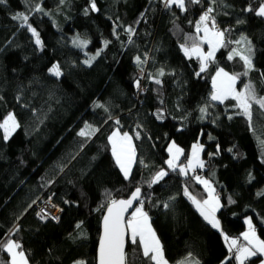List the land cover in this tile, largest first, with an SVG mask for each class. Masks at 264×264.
<instances>
[{"label": "trees", "instance_id": "1", "mask_svg": "<svg viewBox=\"0 0 264 264\" xmlns=\"http://www.w3.org/2000/svg\"><path fill=\"white\" fill-rule=\"evenodd\" d=\"M260 5L264 0H184L182 7L165 0H0V122L10 111L17 121L8 138L0 135V264H10L3 248L10 239L29 264H95L105 208L136 189L168 264H236L233 256L225 260V241L242 245L247 221L264 242ZM202 16L223 34L205 69L182 52L203 45ZM76 36L87 39L85 48L72 46ZM216 68L234 75L249 114L236 97L211 100ZM114 130L133 138L128 178L112 157ZM196 142L203 166L183 175L179 165ZM170 143L181 151L173 169ZM200 176L219 196L220 230L191 199L206 197ZM49 192L62 209L57 223L35 216L34 203ZM125 259L155 264L139 239L128 238Z\"/></svg>", "mask_w": 264, "mask_h": 264}, {"label": "rangeland", "instance_id": "2", "mask_svg": "<svg viewBox=\"0 0 264 264\" xmlns=\"http://www.w3.org/2000/svg\"><path fill=\"white\" fill-rule=\"evenodd\" d=\"M257 14L264 17V5H260L257 10ZM197 28L200 32L199 37L200 40L206 44V47H204L202 44L195 45L193 47L195 48V52L191 51L192 54H194L195 58H198L201 62L202 69H205L208 67L209 63L213 60L216 51L218 50L219 46L221 45V41L223 39L222 32L218 31L216 28H213L206 24V17L202 16V18L199 20L197 24ZM30 33L32 34L34 41L36 45L41 48V41L36 33V31L29 26ZM201 42V43H202ZM71 44L74 47L83 49L87 46L88 41L86 38H83L81 36L72 37ZM192 48V47H191ZM58 69L56 66H53L51 68V73H58ZM211 87H212V93H211V100L214 102H222L228 97H236L239 100L240 106L245 110V114H249L248 110V103L244 100V97L239 93L238 90H236V78L231 73L227 72L226 70L222 68H216L212 77H211ZM16 123V119L13 115V113L10 111L2 121L0 122V135H2L4 138H7L11 134L12 126ZM117 131V130H115ZM120 133V132H119ZM118 135V134H117ZM112 139V136H111ZM117 141H113L112 145H116L114 148L112 146V151L116 160L117 165L119 168L123 171L125 174V178H128L132 169V166L134 164V148H133V138L132 135L129 132L120 133V135L116 138ZM113 140V139H112ZM169 149V158L167 160V165L169 168H176L177 162L180 158V149L177 148L174 144ZM203 166V160H202V146L199 142H196L192 145L189 158L186 162V164L179 165L180 171L183 175L187 174L188 170L192 173L195 172L196 169ZM126 170H130L128 173H126ZM121 172V171H120ZM198 180L200 182H203L206 186L205 192L206 197L203 199L204 205L211 210L214 208V202L220 203L219 196L215 194V189L211 183L204 178L203 176L198 177ZM197 201V200H195ZM200 202V200H198ZM141 206H136L135 209L132 211L130 216L134 215L136 213V209L140 208ZM217 212V211H216ZM129 216V217H130ZM128 217V218H129ZM132 219L129 218L127 220L128 228L130 235L133 236L134 233L137 232H147L146 228L144 226H140L138 224H132ZM150 228L152 227L149 223ZM151 230L154 232L153 228ZM155 234V233H154ZM139 235V234H137ZM231 239V238H230ZM231 241V240H230ZM160 255H162V251L156 250L153 253V261H157L160 258ZM164 259V257H163ZM165 260V259H164ZM166 261V260H165ZM11 264H29L26 257L23 256L21 253L19 257H15L13 262Z\"/></svg>", "mask_w": 264, "mask_h": 264}, {"label": "crops", "instance_id": "3", "mask_svg": "<svg viewBox=\"0 0 264 264\" xmlns=\"http://www.w3.org/2000/svg\"><path fill=\"white\" fill-rule=\"evenodd\" d=\"M170 4H174L178 7H182L184 0H165ZM200 40V37H199ZM200 42H202L200 40ZM203 43V42H202ZM204 46L206 47V44L203 43ZM195 48L197 47H192V48H182V52L184 53V55L187 58H195L194 54H192L191 51L195 52ZM58 73H53L56 77L60 76V72L57 71ZM8 114V112L5 114V116ZM17 128V121L16 123L12 126V130H11V134L16 130ZM125 132H128V130H126ZM124 132V133H125ZM10 134V135H11ZM118 134V135H117ZM9 135V136H10ZM120 135L119 131H113L110 136H109V143L111 146V153H112V157L116 163L113 151H112V146L113 148L116 145H112L113 141H117L118 139H116L118 136ZM8 136V137H9ZM112 136V139H111ZM7 137V138H8ZM173 145L170 143L168 146V154H169V149L172 147ZM175 149V146L173 147ZM117 165V163H116ZM118 166V165H117ZM119 168V166H118ZM202 168V167H200ZM120 169V168H119ZM180 169V167H179ZM122 175L124 177L125 174L123 173V171L120 169ZM130 170H126V173H128ZM189 173H191L188 170ZM198 180V179H197ZM198 182H200L198 180ZM200 184L206 188V186L204 185L203 182H200ZM212 185V184H211ZM204 188V189H205ZM191 196V195H189ZM195 208L198 210V212L204 217V219L209 222L214 228L220 230V222L216 216V211L219 209L220 207V203L218 201V203L214 202V208H212L211 210H209L203 203V201H198L197 199H194L193 197H191ZM197 200V201H195ZM136 213H134V215L130 216L129 218L132 219V224H138L140 226H144V228H146L147 232H137L134 233L133 236L130 235L129 232V228H128V224H127V220H129V218H127L126 220V224H127V228H128V235H129V239L130 240H135V239H139L141 245L143 246L144 250L146 253L150 254L151 257L153 258V253L156 250H159L161 252V246H160V241L157 238L156 234H154L155 232H153L149 226V218L146 214V211L140 207L137 208ZM139 234V235H137ZM242 240L244 241V243L242 245H239V240L237 238H229L225 241V246L226 249L228 250L229 254L227 255L225 260H229L232 258V256L234 257L235 263L236 264H245L247 260H249L250 258L254 257L255 255H262L264 257V242L260 239V237L258 236V234L256 233V229L253 227L252 223L250 221L246 222V229L243 231L242 235ZM231 240V241H230ZM242 243V242H241ZM3 248L5 249V251L8 253V255L10 256V264L13 262L15 257H19L20 254L22 253L23 256L24 253L22 251L19 250L18 248V244L13 241V240H7L4 245ZM235 252V253H234ZM155 264H168L162 257V255H160V258L155 261ZM178 264H198V261L196 259L193 258H188L183 260L182 262L178 263ZM256 264H264V260H261L260 262L256 263Z\"/></svg>", "mask_w": 264, "mask_h": 264}, {"label": "water", "instance_id": "4", "mask_svg": "<svg viewBox=\"0 0 264 264\" xmlns=\"http://www.w3.org/2000/svg\"><path fill=\"white\" fill-rule=\"evenodd\" d=\"M139 200L136 189L127 198L116 199L107 205L100 218L95 264H126L129 238L126 220Z\"/></svg>", "mask_w": 264, "mask_h": 264}, {"label": "built area", "instance_id": "5", "mask_svg": "<svg viewBox=\"0 0 264 264\" xmlns=\"http://www.w3.org/2000/svg\"><path fill=\"white\" fill-rule=\"evenodd\" d=\"M138 76L142 80L144 72L138 71ZM34 208L37 219L49 220L53 223H57L61 217L62 209L55 203L53 193L51 192L36 201L34 203Z\"/></svg>", "mask_w": 264, "mask_h": 264}]
</instances>
